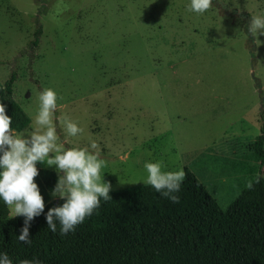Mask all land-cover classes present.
Segmentation results:
<instances>
[{
    "label": "rangeland",
    "instance_id": "374dc122",
    "mask_svg": "<svg viewBox=\"0 0 264 264\" xmlns=\"http://www.w3.org/2000/svg\"><path fill=\"white\" fill-rule=\"evenodd\" d=\"M187 2L0 0V83L15 75L30 118L37 94L55 89L57 115L83 129L66 146L96 142L110 191L143 184L144 162L161 160L188 167L225 209L264 175L249 147L264 118V43L246 27L264 0H213L203 15ZM231 223L225 238L247 225Z\"/></svg>",
    "mask_w": 264,
    "mask_h": 264
},
{
    "label": "trees",
    "instance_id": "16d2710c",
    "mask_svg": "<svg viewBox=\"0 0 264 264\" xmlns=\"http://www.w3.org/2000/svg\"><path fill=\"white\" fill-rule=\"evenodd\" d=\"M41 33L39 27L34 45ZM14 80L12 75L5 85L0 83V103L13 117L12 127L22 130L31 118L13 96ZM249 147L263 166L264 118L261 133ZM38 170L34 180L46 212L62 201L50 196L55 171ZM184 173L178 203L146 184L111 190V199L101 200L100 208L66 235L59 234V225L57 232L49 231L43 214L34 217L30 244L16 239L23 216L11 218L9 207L0 201V251L13 264L34 258L42 264H264V180L251 189L245 186L224 209L193 171L186 167ZM252 212L254 216L248 220ZM232 221L236 228L247 225L232 239L225 238L233 230Z\"/></svg>",
    "mask_w": 264,
    "mask_h": 264
},
{
    "label": "clouds",
    "instance_id": "9594fccd",
    "mask_svg": "<svg viewBox=\"0 0 264 264\" xmlns=\"http://www.w3.org/2000/svg\"><path fill=\"white\" fill-rule=\"evenodd\" d=\"M213 4V0H188L186 11L203 15ZM257 45L264 43V13L252 15L247 24ZM58 94L51 87L43 88L36 97V107L31 113V131L12 127L13 117L0 103V201L10 208L11 218L23 216V224L16 239L30 244V221L41 214L45 217L47 229L66 235L75 231L87 217L96 212L101 200L111 199L110 184L103 179L101 169L104 161L99 157L95 141L87 147H68L67 137H76L83 129L78 122L67 115H57ZM60 127L65 138L61 140L57 128ZM59 141V142H58ZM52 168L57 176L50 196L62 201L49 207L45 212V201L38 184L37 164ZM146 177L143 184L151 186L160 196L172 203L179 202L177 193L184 180L183 169L164 170L163 161L146 160L143 164ZM264 180V175L255 174L247 183L251 189L254 184ZM0 264H13L9 255L0 251ZM19 264H42L38 259H22Z\"/></svg>",
    "mask_w": 264,
    "mask_h": 264
}]
</instances>
